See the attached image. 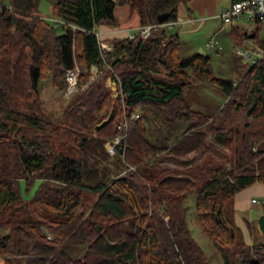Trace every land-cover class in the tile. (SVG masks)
Returning a JSON list of instances; mask_svg holds the SVG:
<instances>
[{"label":"trees","instance_id":"obj_1","mask_svg":"<svg viewBox=\"0 0 264 264\" xmlns=\"http://www.w3.org/2000/svg\"><path fill=\"white\" fill-rule=\"evenodd\" d=\"M186 1L55 0L57 27L37 0L0 6V264H210L186 223L187 193L223 264H264V235L247 244L234 206L236 193L264 185V60L233 82L213 75L207 54L180 56L178 35L164 30L99 48L96 27L116 24L117 5L147 25L177 19ZM230 35L237 45L249 37L264 45L257 29ZM103 62L112 71L90 80ZM74 66L71 101L58 121L43 118L39 81L50 74L64 91ZM191 68L226 96L215 113L187 103ZM109 75L122 98L111 97ZM113 103L111 121L95 131ZM125 112L126 138L110 156L103 144ZM156 123L167 134L160 141L151 139ZM35 181V195L23 199L21 183Z\"/></svg>","mask_w":264,"mask_h":264},{"label":"rangeland","instance_id":"obj_2","mask_svg":"<svg viewBox=\"0 0 264 264\" xmlns=\"http://www.w3.org/2000/svg\"><path fill=\"white\" fill-rule=\"evenodd\" d=\"M10 0H0V5L8 7ZM55 0H37L38 12L42 15L52 16L50 13V4ZM182 2L179 4L177 9V18L184 16L187 3ZM221 6L217 12V16L214 18L207 19L199 31H194L186 35L180 36L181 40V51L180 55L186 56L192 53L207 54L210 56V67L214 76L232 80L237 82L242 78L245 73L246 63L245 61L236 55L234 48L236 44L232 40L230 35L231 27H238L244 30L250 35L251 32L258 30L259 39H264V21L256 22L255 20L243 17L239 20L232 21L231 23H223L219 18V14L222 9H226L230 6V0H219ZM224 7L221 9V7ZM116 19L121 23V25H136L138 24V17L135 11L131 12L128 5H117L115 8ZM166 34H176L177 29H165ZM59 32V30H58ZM212 40L215 44L213 49H207L205 47L206 42ZM255 40H244L242 47H252ZM186 46V48H184ZM192 48V51H185L188 47ZM191 85L188 93L185 96L187 103L192 109L200 111L206 114L215 113L218 108L226 100L224 93L217 87L203 81L194 68L189 69ZM98 72L96 68L93 67L91 70L90 80L96 78ZM105 85L111 91V97L114 98L115 92H113L114 85L108 83V77L106 78ZM87 83L82 85L81 89H84ZM38 88L40 92V107L43 118L56 122L61 116V113L65 107L69 104L71 99L65 98L63 96V91L53 87L51 84V75H47L45 78L41 79L38 83ZM73 96V95H72ZM157 125V126H154ZM150 126V124H149ZM154 126V127H153ZM152 134L154 135L152 140L160 141L162 137H166V133L161 131L159 134V125L152 124ZM154 128L156 131L154 132ZM179 133V132H178ZM160 138V139H159ZM158 139V140H157ZM106 143V141H105ZM105 143L103 144L105 148ZM38 182L35 181L26 187L24 182L21 183V196L25 200H30L35 195L38 188ZM257 203L251 209L250 219L251 228L253 230V241L258 242L261 240V235L258 233L257 219L261 214H264V205L259 201L260 196H257ZM184 207L186 211V223L189 228L190 234L196 243L204 251L206 258L210 264H223L220 256L218 255L215 247L213 246L210 239L202 232L200 226L196 221L195 207H194V194L187 193L184 200ZM240 213V212H239ZM78 248V247H77Z\"/></svg>","mask_w":264,"mask_h":264},{"label":"built area","instance_id":"obj_3","mask_svg":"<svg viewBox=\"0 0 264 264\" xmlns=\"http://www.w3.org/2000/svg\"><path fill=\"white\" fill-rule=\"evenodd\" d=\"M243 17L255 20V21H264V0H240L230 3V6L226 9H222L219 14V18L223 23H231L232 21L239 20ZM51 24L54 27L59 26L64 23L62 20H58L55 18H49ZM180 21L170 20L164 22H157L147 25H138L134 29L130 30L125 38L132 39L136 36L140 38L146 39L152 36L155 30H165L166 28L171 29L174 27H178ZM99 42V41H98ZM242 45V44H241ZM241 45H237L234 48V52L237 56L241 57L245 63L249 66L255 65L260 61L264 60V45H260L258 43H253L252 47H242ZM205 47L207 49H213L215 44L212 40L206 42ZM99 48L102 53L108 52L112 50V43L99 42ZM96 68L98 73H102L103 70L109 69L111 67L107 62H103L100 71ZM112 71V70H111ZM80 75V69L78 66H74L73 68L67 69L65 72V89L63 91V96L65 98H70L74 92H76L78 85V78ZM108 83L114 85L113 92H115L114 98L120 97L122 98V91L120 81L117 76L109 75ZM109 87V86H108ZM123 112L125 111V104H122ZM126 112L124 116L117 122L116 128L119 131L113 138L109 139L105 143V149L110 156H114L117 152V146L123 142L126 138V129H127V119ZM139 114L137 112H132L129 115L130 119H137Z\"/></svg>","mask_w":264,"mask_h":264},{"label":"crops","instance_id":"obj_4","mask_svg":"<svg viewBox=\"0 0 264 264\" xmlns=\"http://www.w3.org/2000/svg\"><path fill=\"white\" fill-rule=\"evenodd\" d=\"M187 3L188 4L186 6L184 16H182L180 19L177 18V20L180 21L179 26L176 27L177 32H178L176 34L178 35V38L180 41V46L178 49L179 55H180V51L182 48L181 47L182 42L180 40V36L189 34L194 31L198 32L199 29H201V25H203L207 19L214 18L217 16V12L219 10V7L221 6L219 0H188ZM51 5L52 4H50V8H51ZM222 8L224 7L222 6L221 9ZM39 14L41 17L45 19L52 18V16L42 15L40 12ZM138 24L132 25V26L123 25V24L121 25V23L116 19L115 25H107V24L98 25L96 27L95 34L99 42L101 41L105 43H111L114 39L125 38L126 34L130 30L137 27ZM253 33L254 32H251L250 35L248 33L247 34L251 36ZM247 40H255V39L252 37H249ZM184 48H186V46H184ZM185 51L190 52L192 51V48L189 46ZM93 67H91V70L93 69ZM257 196H260L261 199H259L260 200L259 202L262 205H264V185L258 182L239 191L238 193H236L235 198H234L235 223L241 229L244 240L247 244H251L253 241L252 239L253 232L250 226V224L252 223L250 219L251 218L250 212H251V209L257 203L258 199H255L257 198Z\"/></svg>","mask_w":264,"mask_h":264},{"label":"water","instance_id":"obj_5","mask_svg":"<svg viewBox=\"0 0 264 264\" xmlns=\"http://www.w3.org/2000/svg\"><path fill=\"white\" fill-rule=\"evenodd\" d=\"M163 17H165V14H161L158 17V19H162ZM114 110H115V104L113 103L108 116L105 119H103L100 123L95 125V127H94L95 131L99 130L101 127H103L104 125H106L107 123H109L111 121V119L113 117ZM84 139L85 138H83V141H84ZM81 144H82V142H81ZM257 228H258L259 233L261 235H264V214H261L258 217V219H257Z\"/></svg>","mask_w":264,"mask_h":264}]
</instances>
